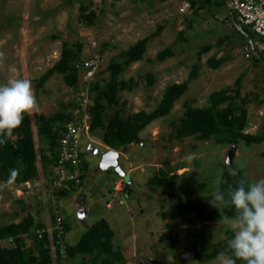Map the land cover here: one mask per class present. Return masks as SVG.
Instances as JSON below:
<instances>
[{
    "label": "rangeland",
    "instance_id": "1",
    "mask_svg": "<svg viewBox=\"0 0 264 264\" xmlns=\"http://www.w3.org/2000/svg\"><path fill=\"white\" fill-rule=\"evenodd\" d=\"M185 2L0 0V84L10 79L31 81L37 106L27 114L37 147L36 114L73 116L79 107L82 75L74 90L62 73L52 71L64 43L73 50L80 47L78 60L99 51L100 70L91 84L97 82L103 88L111 77L110 66L121 65L117 79L125 86L118 90L117 104L106 108L108 115L117 111L130 118L139 111L151 112L167 86L187 84L166 115L140 130L138 142L119 149L126 177L112 167L100 169V156L85 150V143L90 141L104 150L109 147L100 140L102 131L89 132L82 143V183L66 194L49 193L48 175L39 160V175L29 185L0 180L1 224L20 221L29 213L51 218L57 206L68 225L69 242L77 241L98 219H106L125 264H219L218 256L202 262L196 253L233 237L232 230L218 223L221 218L205 221L193 211L173 218L170 210L182 200L201 197L209 202L219 189L229 149H234L232 164L243 169L248 183L264 178V60L245 57L244 41L228 18L224 2L218 8L203 7L196 12L190 6L184 8ZM144 37L147 43L142 58L127 63V50ZM164 49L171 55L160 60L157 54ZM212 60L220 62L213 67ZM224 89L246 111L243 132L260 135V141L240 140L233 145L218 142L215 136H180L186 109L207 107L209 95ZM96 93L90 90L89 100ZM17 137L13 134L11 138ZM172 175L170 184L156 180ZM79 200L87 208L86 225L77 217ZM34 219L41 222L40 217ZM191 250H195L194 256H183Z\"/></svg>",
    "mask_w": 264,
    "mask_h": 264
},
{
    "label": "trees",
    "instance_id": "2",
    "mask_svg": "<svg viewBox=\"0 0 264 264\" xmlns=\"http://www.w3.org/2000/svg\"><path fill=\"white\" fill-rule=\"evenodd\" d=\"M212 0H189L190 8L193 12L206 8ZM225 0H218L216 4L221 6ZM89 17V16H88ZM237 24L238 21H236ZM237 29L242 40H255L256 36L247 25L239 24ZM147 37L138 40L127 50L126 62L136 61L142 58L146 48ZM80 47L77 50L70 48L68 43L63 44L60 59L52 67V71H57L64 75L65 81L77 90L78 71L75 63L79 58ZM171 55L168 49L161 50L157 54L160 60ZM255 60L263 57L253 56ZM219 60H212L211 64L216 67ZM120 64L111 65V77L102 88L97 82L90 86V90L97 92L89 106L90 129L89 132L95 134L96 131H102L101 142L109 148L120 149L127 144L139 141L140 130L149 124L152 120L166 115L173 106L174 101L187 88L185 82L173 83L166 87L159 105L151 112L139 111L131 115L130 118H123L119 112L115 111L108 115L105 113L107 107L117 104V93L119 88L125 86L123 81L117 79V73ZM228 101L226 106L223 102ZM245 109L234 102V97L230 95L228 89L219 90L209 95V105L205 108L188 107L182 118L178 133L180 136L198 135L200 138H209L215 136L218 142L233 143L235 145L240 140L248 142L260 141L258 134L244 133L245 127ZM72 118L69 113L58 112L52 117L43 114L35 115V123L38 125V147L32 130L31 116L25 113L22 124L16 128L13 134L18 137L15 140L8 139L6 143L0 144V180L7 181L9 170L15 168L18 175L15 183H25L36 178L39 175V166L41 163L43 171L50 173L49 166L56 161V146L59 138L58 126L62 122ZM57 124V125H56ZM234 148V147H233ZM82 157V155H81ZM82 168L85 167V161L82 157ZM227 165V164H226ZM236 170L238 175H231V171ZM83 178V176L81 177ZM247 180L243 176V169L235 167L234 164L227 165L219 184L218 191L225 195V200L229 199L228 192L238 187L240 179ZM173 175L167 178L156 177L160 184H170ZM124 187L129 184L125 181ZM153 182V180H151ZM73 189V188H72ZM70 189H61L56 192L57 196L66 194ZM193 211L196 216L205 221H215L224 214L233 217L235 209L230 204L221 205L216 209L204 198L195 200H182L176 203L170 210V215L176 218ZM64 219V218H63ZM64 226L68 230V225L64 219ZM36 227H43L42 223H36L34 216L29 213L20 221L1 224L0 223V264H58L56 258V249L54 247V235L51 231L45 232L43 238L39 239L33 230ZM114 231L108 221L104 218L98 219L90 225L80 237L75 245H70L68 253L70 258L82 255V264H125L122 255H119V247L113 242ZM29 238V246H26V239ZM232 237L224 241H219L212 245V248L206 252H197L196 256L200 261L207 262L218 256L221 251L231 255L227 248V242ZM3 242L5 244H3ZM84 255H88L87 260ZM166 264H177L170 262ZM237 264H245L243 261H237Z\"/></svg>",
    "mask_w": 264,
    "mask_h": 264
},
{
    "label": "built area",
    "instance_id": "3",
    "mask_svg": "<svg viewBox=\"0 0 264 264\" xmlns=\"http://www.w3.org/2000/svg\"><path fill=\"white\" fill-rule=\"evenodd\" d=\"M189 1V0H185ZM199 1V0H192ZM225 6L239 24L247 25L256 36L253 41L247 39L242 47L245 57L257 56L264 58V0H225ZM95 41L91 45L95 46ZM101 55L99 51L87 58L78 60L75 68L82 75L83 84L79 88V107L71 119L58 125L59 138L56 146V161L50 168L49 193L55 195L61 189L77 188L82 183V138L89 136L91 104L89 91L92 80L100 70ZM116 188H119L116 185ZM54 235V247L58 264H73L69 256L70 246L68 230L64 219L57 208L53 207V224L49 228L36 227L33 232L41 239L45 232Z\"/></svg>",
    "mask_w": 264,
    "mask_h": 264
},
{
    "label": "clouds",
    "instance_id": "4",
    "mask_svg": "<svg viewBox=\"0 0 264 264\" xmlns=\"http://www.w3.org/2000/svg\"><path fill=\"white\" fill-rule=\"evenodd\" d=\"M189 2V1H186ZM37 106L32 83L28 79H10L0 84V144L6 143L22 122L25 113ZM8 183L15 180L18 170H9ZM231 175H238L232 170ZM229 199L219 191L212 193L209 203L219 208L230 204L235 209L232 218L221 216L218 223L227 225L234 233L227 242L231 255L225 251L218 254L219 264H264V178L248 183L242 178L238 187L228 192Z\"/></svg>",
    "mask_w": 264,
    "mask_h": 264
},
{
    "label": "water",
    "instance_id": "5",
    "mask_svg": "<svg viewBox=\"0 0 264 264\" xmlns=\"http://www.w3.org/2000/svg\"><path fill=\"white\" fill-rule=\"evenodd\" d=\"M189 5V2H186V6ZM86 150L88 152L99 153V148L95 147L92 143H89ZM234 155V149H229L227 156H226V164L230 166L232 164V158ZM120 151L115 148H110L104 151H101L99 167L102 170H106L109 168H114V170L122 177H126L127 173L123 169V167L119 163ZM77 217L78 220L82 223H86V218L88 217L87 209L83 206V201L80 202V208L77 210ZM195 250L188 251L183 256L187 258H191L194 256Z\"/></svg>",
    "mask_w": 264,
    "mask_h": 264
},
{
    "label": "crops",
    "instance_id": "6",
    "mask_svg": "<svg viewBox=\"0 0 264 264\" xmlns=\"http://www.w3.org/2000/svg\"><path fill=\"white\" fill-rule=\"evenodd\" d=\"M216 1H218V0H212L210 3H208V5L206 6V8H211V7H213L214 9L215 8H218L219 6L216 4ZM186 5V2L184 3V6ZM190 6V3H189V5L188 6H186V7H189ZM227 10V9H226ZM227 14L229 15V19L232 21V22H234L235 23V25H237V27H238V29L240 28V25L239 24H237L236 23V19H235V16L231 13V12H229L228 10H227ZM230 21V22H231ZM260 58V57H259ZM260 60H264V58H260ZM48 175V182H49V180H50V173H48L47 174ZM31 181V180H30ZM29 183V181H27V182H25L24 184H27V185H29L28 184ZM74 189V188H73ZM81 201H83V200H79V201H77V203H76V206H77V208L79 209L80 208V202ZM84 201H83V206H84ZM107 205H109V204H107ZM85 207V206H84ZM86 208V207H85ZM87 209V208H86ZM39 217H40V223H42L43 224V227H45V228H49V227H51L52 226V224H53V216L51 217V218H47V217H43L42 215H40V216H38V217H34V218H38L39 219ZM36 220V219H35ZM19 221V220H18ZM18 221H16V222H18ZM35 222H37V220L35 221ZM80 222V221H79ZM9 223V222H8ZM82 225H86V223H82V222H80ZM109 223V222H108ZM3 224H5V223H3ZM69 229V228H68ZM85 232V230L84 231H82L81 232V234H80V237L82 236V234ZM80 237H79V239H80ZM79 239L77 240V241H75V242H70V245H75L78 241H79ZM26 244V246H29L30 244H29V242H25ZM84 257H85V259L87 260V258H88V255H84ZM72 259V262H73V264H82L81 263V259H82V255H77V256H75V257H73V258H71Z\"/></svg>",
    "mask_w": 264,
    "mask_h": 264
},
{
    "label": "flooded vegetation",
    "instance_id": "7",
    "mask_svg": "<svg viewBox=\"0 0 264 264\" xmlns=\"http://www.w3.org/2000/svg\"><path fill=\"white\" fill-rule=\"evenodd\" d=\"M83 140H84V139L82 138V143H83ZM89 143H91V142L88 141V142L85 143V148H84L85 150H86V148H87V146H88ZM92 144H93V143H92ZM93 145H94L95 147H98V146H96L95 144H93ZM82 148H83V147H82ZM98 148H99V147H98ZM108 149H110V148H108ZM101 151H104V149H103V148H99V153H97L96 155L101 156ZM90 153H94V152H90ZM99 161H100V160H99Z\"/></svg>",
    "mask_w": 264,
    "mask_h": 264
}]
</instances>
